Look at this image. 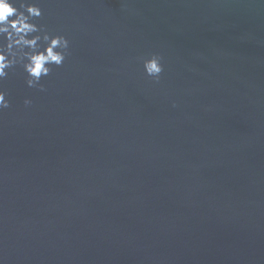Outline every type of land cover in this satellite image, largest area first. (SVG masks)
I'll return each mask as SVG.
<instances>
[{"label": "water", "instance_id": "water-1", "mask_svg": "<svg viewBox=\"0 0 264 264\" xmlns=\"http://www.w3.org/2000/svg\"><path fill=\"white\" fill-rule=\"evenodd\" d=\"M28 2L69 55L0 82L2 264H264V0Z\"/></svg>", "mask_w": 264, "mask_h": 264}, {"label": "clouds", "instance_id": "clouds-1", "mask_svg": "<svg viewBox=\"0 0 264 264\" xmlns=\"http://www.w3.org/2000/svg\"><path fill=\"white\" fill-rule=\"evenodd\" d=\"M42 14L38 3L0 0V82L8 76L9 70L20 64L27 74V86L44 91L41 79L52 72L53 65H63L69 55V40L64 35H52L43 25H37L34 20ZM161 59L158 54H152L143 60L145 74L156 82L164 70ZM6 97L7 93L0 90V112L10 106ZM31 103L28 98L24 100L26 106Z\"/></svg>", "mask_w": 264, "mask_h": 264}]
</instances>
